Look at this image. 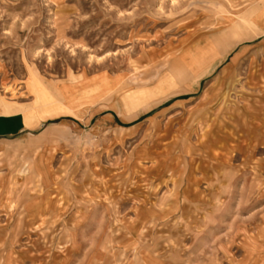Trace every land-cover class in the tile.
<instances>
[{"label":"rangeland","instance_id":"obj_1","mask_svg":"<svg viewBox=\"0 0 264 264\" xmlns=\"http://www.w3.org/2000/svg\"><path fill=\"white\" fill-rule=\"evenodd\" d=\"M263 10L0 0V114L42 120L0 151V264H264V30L229 33ZM75 82V112L39 115Z\"/></svg>","mask_w":264,"mask_h":264},{"label":"bare ground","instance_id":"obj_2","mask_svg":"<svg viewBox=\"0 0 264 264\" xmlns=\"http://www.w3.org/2000/svg\"><path fill=\"white\" fill-rule=\"evenodd\" d=\"M261 12V14L256 16L255 19L251 18L252 16L250 15V12L247 11L237 16L236 22H233L232 19H230L233 24L231 25V30L229 33L236 37H241L240 40L256 36L264 30V24L260 23V20L264 17V10ZM224 35L226 34H223L221 38H224ZM80 87L83 88L84 85L82 86V83L75 82L62 87L51 86V88H48L49 92L40 93V95L37 96L35 102V104L38 106L37 110L39 115L47 117L64 111L75 112L74 107H78V105L83 101L80 95H77L78 92H76L80 89ZM98 94H102V92L99 90V87L98 89H91L89 98ZM44 97L47 98L44 99ZM63 98H65L67 101L64 102L62 100Z\"/></svg>","mask_w":264,"mask_h":264},{"label":"crops","instance_id":"obj_3","mask_svg":"<svg viewBox=\"0 0 264 264\" xmlns=\"http://www.w3.org/2000/svg\"><path fill=\"white\" fill-rule=\"evenodd\" d=\"M238 43L239 42L232 43V47ZM177 66H178L177 67L178 74L181 77H184L185 79L184 80L179 79L174 75L173 72L172 73L169 72L168 80L162 82L159 85L158 93L164 92V90L162 91V89L166 85H171V84H175V83H182L186 80V77H187L186 69L180 64H177ZM152 93H154V92H152ZM152 96H154V95H152V94L150 95V93H145V92L135 93L131 97L129 104H131V105L141 104L147 99V97H152ZM68 112L72 113L71 111H65V113H68ZM41 121H39L38 123H35V124L27 125V123L24 120L23 114L21 112L0 114V151L7 149L9 146H13L15 141H18L20 139H22L21 141H23L24 138L27 136H26V134H22V133L24 131L36 128L41 123Z\"/></svg>","mask_w":264,"mask_h":264}]
</instances>
